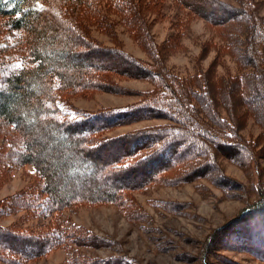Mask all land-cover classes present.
Listing matches in <instances>:
<instances>
[{"label": "trees", "instance_id": "obj_1", "mask_svg": "<svg viewBox=\"0 0 264 264\" xmlns=\"http://www.w3.org/2000/svg\"><path fill=\"white\" fill-rule=\"evenodd\" d=\"M175 1L180 7L189 8L194 17L204 18L210 27L218 28L213 20L217 18L208 16L213 9L208 4L198 2L189 6L182 0ZM210 2L218 9H225L220 1ZM238 3V7L226 8V18L218 19L228 21L226 28L223 26V31H219L220 38L225 42L227 39V43L218 46L205 42L203 46V53L214 51L216 54L210 67L204 70L198 66L192 75L183 77L170 71L165 62L174 46H178L167 41L158 45L144 20L147 11L156 15L155 1L0 0L1 26L20 33L16 42L0 43V189L7 181L5 174L18 168L32 166L36 177L27 189L0 201V219L19 215L14 224L0 226V264H27L57 250L68 255L62 264H89L90 258L80 250L98 239L90 231L62 220L60 214L65 210L84 205H113L120 209L126 205L134 209L130 195L159 181L173 184L203 178L224 192L234 190V181L224 175L219 161L229 159L241 164L244 159L254 160L250 141L238 135L236 129L243 121V109L255 118L257 107L264 111L261 4L260 0H239ZM119 25L137 36L151 63L136 59L121 48L119 40H115V27ZM94 29L111 37L115 45L111 50L134 68L117 69V63L113 62L116 70L152 84L153 88L142 92L134 105L91 112L73 105L77 95L104 91L112 86L108 72L114 71L102 70L101 65L97 67L99 62L91 60L88 54L75 53L72 49L77 45L86 49L106 48L94 39ZM227 55L237 64L235 76L217 74ZM257 95L262 99L258 103L254 98ZM225 99L229 104H223ZM149 120L167 123L123 138L133 139L123 141L118 151L121 161L110 167L114 172L111 176L120 177L116 180L118 183L98 186L92 195V188L84 186L86 192L81 195L71 184L66 164L71 167L73 163L78 169L73 174L82 171L78 167L82 159L94 166V173L102 171L104 165L98 166L101 160L94 153L97 147L120 142L107 139V133L115 127ZM46 143L51 148L45 147ZM83 145L88 148L86 153L79 150ZM209 168L213 171L209 172ZM124 177L131 181H122ZM91 181H87L90 186ZM257 195L252 203H245L239 218L201 241V264H210V256L219 248H237L232 245L243 238L249 243L239 246L240 250L258 264H264V186L258 187ZM46 220H49L47 225L41 224L35 229L25 227L30 221ZM253 235L256 241L251 240Z\"/></svg>", "mask_w": 264, "mask_h": 264}, {"label": "rangeland", "instance_id": "obj_2", "mask_svg": "<svg viewBox=\"0 0 264 264\" xmlns=\"http://www.w3.org/2000/svg\"><path fill=\"white\" fill-rule=\"evenodd\" d=\"M151 1L157 3L156 15L151 14L152 11H147L144 20L150 25V32L155 39L154 41L158 45L167 41L178 46L177 48L174 46L175 52H171L166 57L167 68L183 77L192 75L198 66L207 70L216 54L214 51L203 53V46L205 42L215 43L218 46L227 43V39L225 42L220 38L219 31H223V26L224 29L226 28L228 21L225 23L218 19L226 18L228 16L226 8L231 5L238 7L239 0H217L221 2L219 4L223 5L224 10L214 7L210 0H182L189 6L198 5V2L211 6L213 9L211 15L208 16L211 19L217 18L213 20L215 21L214 26L218 28L210 27L204 18L196 15L194 17L193 12L188 10L189 8L180 7L175 0ZM260 4L259 14L264 17V0H260ZM1 22L2 20H0ZM115 28V40H119L124 51L136 59L151 61L139 45L138 39L136 40L137 36L133 32H128L123 25ZM92 33L94 39L97 40L96 42H101L106 48H101L102 50L86 49L82 45H77L72 49L75 50V53L88 54L91 60L99 62L97 67L101 65L99 67L102 70L114 71L113 73L108 72L112 86L106 87L104 91L95 90L87 94L77 95L72 100L73 105L91 112L125 108L139 102L142 92L150 91L153 88L152 84L136 76H124L123 72L116 70V68L132 67L133 64L128 63L123 56L115 55L111 50L115 46L114 41L110 39L111 37L102 34L97 29H94ZM19 39L20 33L18 31L3 28L0 24V43L4 40L14 43ZM180 46L181 49H178ZM176 49L178 50L176 51ZM222 60V66L217 69V74L224 77L237 75L236 62L228 55ZM113 62L117 63L116 68L113 66ZM256 88L258 89V87ZM262 91L264 94V89ZM254 98L257 99L256 103L262 101L258 95ZM237 101L240 103V98H237ZM223 104L229 103L225 99ZM234 105L232 104V106ZM227 107L226 105L225 109L229 108ZM258 108L259 112H255L258 119L243 109L245 111L243 121L238 124L236 129L237 134L239 132L238 135L250 141L255 154L254 160L244 159L245 162L243 161L241 164L231 162L229 159H220L219 161L224 175L235 183L232 185L233 191L224 192L223 189L203 178L189 182L178 181L173 184H163L162 181H159L147 189L134 191L130 195L134 209L127 208L126 205L122 209L113 205H84L62 212L60 214L62 220L80 226L86 232L90 231L91 233H89L98 239L96 242L92 240L88 242L92 243L93 246L90 244L89 247L80 250L90 258L89 264H201V241L208 234L222 228L233 219L239 218L245 209V203H252L258 197V187L264 186V139L261 136V120L264 122V111ZM238 114L240 115L239 109ZM222 116L228 118L227 114ZM256 120H259L261 125ZM165 123H167L165 120H149L115 127L107 133V139L120 140V142L111 141L112 143L107 145L105 143V146L100 145L94 152L101 160L98 166L104 165L102 171L94 173L92 171L94 166H89L88 161L82 159L78 165L82 171L73 174L78 169L75 168V165L73 166V163H71V167L70 164H66L65 169L70 172L68 176L71 184L75 186V189L81 191V195H85L84 186L92 188L90 190L92 195L93 189L98 188V186L106 183H118L120 177L115 175L112 177L111 173L114 172L111 171L110 167L112 163L121 161L118 151L123 141L131 142L133 139L132 137L123 138L150 127L162 126ZM43 130L46 133L45 127ZM47 133L49 132L47 131ZM260 136L261 138H259ZM47 146L51 148L49 143H46L45 147ZM79 150L86 153L88 148L83 145ZM48 154H50L49 151ZM164 157L171 159L167 155ZM173 166V163L169 165L171 173L174 171ZM87 168H90L91 171L89 172ZM209 169V172L213 171V169ZM33 170L32 166H25L9 172L10 174H5L8 176L3 175L7 181L0 189V201L14 196L24 188L27 189L29 185L35 182L36 177L33 175ZM122 173L121 171L120 174ZM77 174L79 175L78 178H76ZM82 177L83 179H81ZM124 178L122 181H131L128 180L129 177ZM79 180L80 184L78 185ZM88 180H92L94 183L91 181L90 186ZM83 181L87 183L81 185ZM18 218L19 215L0 219V226H10ZM48 223L49 220L30 221L25 227L35 229L41 224L47 225ZM254 235L251 237L252 241L255 238ZM254 241L256 240L254 239ZM236 242L232 247L237 248H219L215 255L210 256V264H258L248 253L239 248L249 241L243 238ZM67 257L65 251L57 250L27 264H62L66 263ZM123 258H126L125 262H123Z\"/></svg>", "mask_w": 264, "mask_h": 264}]
</instances>
